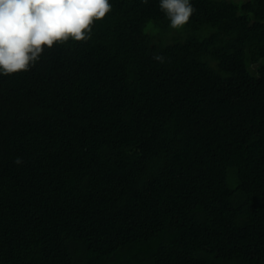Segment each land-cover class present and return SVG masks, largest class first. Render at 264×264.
<instances>
[{
    "label": "trees",
    "instance_id": "trees-1",
    "mask_svg": "<svg viewBox=\"0 0 264 264\" xmlns=\"http://www.w3.org/2000/svg\"><path fill=\"white\" fill-rule=\"evenodd\" d=\"M109 2L0 74V264H264V0Z\"/></svg>",
    "mask_w": 264,
    "mask_h": 264
},
{
    "label": "clouds",
    "instance_id": "clouds-1",
    "mask_svg": "<svg viewBox=\"0 0 264 264\" xmlns=\"http://www.w3.org/2000/svg\"><path fill=\"white\" fill-rule=\"evenodd\" d=\"M160 8L173 29L185 26L195 11L190 0H160ZM111 10L109 0H0V74L30 71L46 48L91 39L95 21Z\"/></svg>",
    "mask_w": 264,
    "mask_h": 264
}]
</instances>
